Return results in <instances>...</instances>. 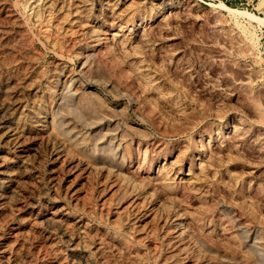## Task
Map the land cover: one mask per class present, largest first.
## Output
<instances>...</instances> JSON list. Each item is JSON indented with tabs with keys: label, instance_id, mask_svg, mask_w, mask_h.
<instances>
[{
	"label": "rangeland",
	"instance_id": "obj_1",
	"mask_svg": "<svg viewBox=\"0 0 264 264\" xmlns=\"http://www.w3.org/2000/svg\"><path fill=\"white\" fill-rule=\"evenodd\" d=\"M262 114L264 0H0V264H264Z\"/></svg>",
	"mask_w": 264,
	"mask_h": 264
},
{
	"label": "bare ground",
	"instance_id": "obj_2",
	"mask_svg": "<svg viewBox=\"0 0 264 264\" xmlns=\"http://www.w3.org/2000/svg\"><path fill=\"white\" fill-rule=\"evenodd\" d=\"M260 107V106H259ZM257 109V108H256ZM260 112V111H259ZM262 115H264V114H262Z\"/></svg>",
	"mask_w": 264,
	"mask_h": 264
}]
</instances>
